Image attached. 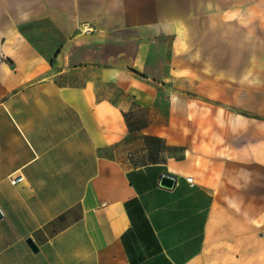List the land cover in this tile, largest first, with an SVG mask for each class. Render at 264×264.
Segmentation results:
<instances>
[{"label": "crops", "instance_id": "crops-1", "mask_svg": "<svg viewBox=\"0 0 264 264\" xmlns=\"http://www.w3.org/2000/svg\"><path fill=\"white\" fill-rule=\"evenodd\" d=\"M0 209V264H264V0H0Z\"/></svg>", "mask_w": 264, "mask_h": 264}, {"label": "water", "instance_id": "water-1", "mask_svg": "<svg viewBox=\"0 0 264 264\" xmlns=\"http://www.w3.org/2000/svg\"><path fill=\"white\" fill-rule=\"evenodd\" d=\"M160 179H161L160 180V184L163 185V186H165V187H168V188H172L175 185V183H176V178L173 177L170 174H167V173L162 174L161 177H160ZM2 217H3V212L0 209V219ZM28 242H29V244L32 246V248L34 250H37V247H36L35 243L33 242V240L31 238L28 239Z\"/></svg>", "mask_w": 264, "mask_h": 264}, {"label": "rangeland", "instance_id": "rangeland-1", "mask_svg": "<svg viewBox=\"0 0 264 264\" xmlns=\"http://www.w3.org/2000/svg\"><path fill=\"white\" fill-rule=\"evenodd\" d=\"M190 69V72H191V67H189ZM176 84H179V85H182L181 86V88H183L184 87V89H188V90H191V80L189 79V77L188 78H186V81H185V83H180V82H178V83H176Z\"/></svg>", "mask_w": 264, "mask_h": 264}, {"label": "built area", "instance_id": "built-area-1", "mask_svg": "<svg viewBox=\"0 0 264 264\" xmlns=\"http://www.w3.org/2000/svg\"><path fill=\"white\" fill-rule=\"evenodd\" d=\"M88 29H89V27L86 28L85 30H88ZM23 178H24V177H23L22 175H15V176L12 177V181H13L14 183H16V182L22 181ZM188 180H189L190 182H192V181H193V178H192V177H189Z\"/></svg>", "mask_w": 264, "mask_h": 264}]
</instances>
